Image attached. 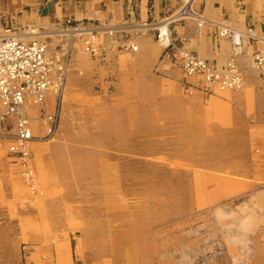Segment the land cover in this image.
I'll return each instance as SVG.
<instances>
[{
  "label": "rangeland",
  "instance_id": "374dc122",
  "mask_svg": "<svg viewBox=\"0 0 264 264\" xmlns=\"http://www.w3.org/2000/svg\"><path fill=\"white\" fill-rule=\"evenodd\" d=\"M64 33L43 38L53 54L70 56L67 77L76 52H136L123 47L137 46L138 33L99 29L98 54L86 51L87 35ZM155 44L162 64L164 47ZM137 78L138 92L114 93L113 100L104 88L64 90L57 134L30 144L27 178L0 139L12 168L11 192L2 184V195L27 198L20 206L27 207V249H52L43 264H65L68 250L74 264H264V172L252 166L264 159V141L254 133L217 140L212 118L203 132L198 124L185 127L183 102L193 85ZM112 104L135 113L123 121L126 135L108 116ZM119 136L127 138L111 139Z\"/></svg>",
  "mask_w": 264,
  "mask_h": 264
},
{
  "label": "crops",
  "instance_id": "0c3cea01",
  "mask_svg": "<svg viewBox=\"0 0 264 264\" xmlns=\"http://www.w3.org/2000/svg\"><path fill=\"white\" fill-rule=\"evenodd\" d=\"M180 4L181 0H0V28L11 24L27 40L53 33L62 35L56 30L69 28V24H89L100 30L138 33L136 52L109 51L98 57L74 53L66 93H88L104 88L112 94L109 99L113 100L114 93L136 92L141 82L137 77H147L156 83L175 82L180 85L187 82L193 85V92L183 102L185 127L198 124L200 132H203L204 125L209 124L208 118H212L214 121L210 124L216 126L217 140L232 141L233 135L254 133L257 141H264V78L254 70L252 62L253 53L261 45L260 38H264V0H206L198 10L204 18L202 26L198 18H185L171 25L177 44L220 69L225 68L231 58V45L217 31L224 26L243 32L252 29L251 34L255 38H248L244 55L237 58L244 86L241 90L224 92L208 89L198 78H186L180 69L171 67L168 57L160 63L162 52L155 44L156 28L175 14ZM121 72L125 75L120 76ZM109 110L110 120L120 125L117 130L126 135L127 131L122 126L127 123L123 121L135 113L117 104H112ZM5 158L0 154V172L5 174L0 179V264H43L42 255L52 253V249L42 246L27 249L23 242V237L27 238V229L25 231L21 221L27 219V207L20 209V206L27 205V198L2 195V184L8 192L12 189L8 180L12 168L6 164ZM256 164L252 165L254 171L264 172V159ZM252 169L248 167L244 171ZM65 258V264H74L71 251H67ZM50 264H56V261Z\"/></svg>",
  "mask_w": 264,
  "mask_h": 264
},
{
  "label": "built area",
  "instance_id": "2783aa9c",
  "mask_svg": "<svg viewBox=\"0 0 264 264\" xmlns=\"http://www.w3.org/2000/svg\"><path fill=\"white\" fill-rule=\"evenodd\" d=\"M205 1L181 0L175 14L157 26L155 38L164 47L165 57L181 67L186 76L202 80L208 89L241 90L244 77L237 58L244 55L248 38H255L252 29L243 32L224 26L217 31L231 44V58L223 69L173 39L171 25L175 22L198 18L202 26L203 19L198 10ZM68 26L61 32H68L72 38L87 35L86 51L98 54L100 48L95 41L98 28L89 24ZM110 35L114 33L111 31ZM260 40L261 46L253 53L252 60L254 69L264 76V38ZM123 48L136 51L138 47L126 44ZM69 60L68 54L66 57L53 54L43 37L29 41L11 24L0 28V138L8 140L9 154L24 169L26 178L30 175V144L52 139L57 134ZM53 103L54 110H49Z\"/></svg>",
  "mask_w": 264,
  "mask_h": 264
},
{
  "label": "bare ground",
  "instance_id": "6f19581e",
  "mask_svg": "<svg viewBox=\"0 0 264 264\" xmlns=\"http://www.w3.org/2000/svg\"><path fill=\"white\" fill-rule=\"evenodd\" d=\"M203 19H204V18H203ZM198 23H200V21H199ZM102 31H103V30H102ZM62 34H63V33H62ZM64 34H65V33H64ZM46 35H47V34H46ZM53 35H56V33H55V34H54V33H53V34H50L49 36H53ZM66 35H67V34H66ZM137 50H138V48H137ZM137 50H136V51H137Z\"/></svg>",
  "mask_w": 264,
  "mask_h": 264
}]
</instances>
